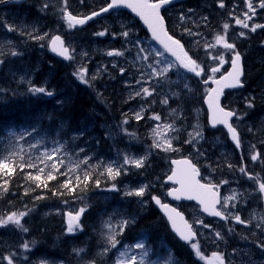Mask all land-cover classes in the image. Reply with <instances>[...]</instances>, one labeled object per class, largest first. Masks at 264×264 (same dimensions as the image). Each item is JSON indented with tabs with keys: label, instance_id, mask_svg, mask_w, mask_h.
Returning <instances> with one entry per match:
<instances>
[{
	"label": "trees",
	"instance_id": "1",
	"mask_svg": "<svg viewBox=\"0 0 264 264\" xmlns=\"http://www.w3.org/2000/svg\"><path fill=\"white\" fill-rule=\"evenodd\" d=\"M65 7L66 9L75 11L70 5H66ZM56 22H63V18L60 19L58 17ZM87 28L86 30H69L67 37L74 38V40H81L86 43L89 50H95L97 45L96 37L100 36L98 33L104 32L110 36L116 31L114 27L111 28L108 26L102 28ZM139 29L141 30L140 27ZM142 36L147 39V34L144 31H142ZM260 38L261 36L251 34L250 39L253 42L251 44H253L254 49L250 54L245 56V60L250 66L249 79L246 84L252 83L254 85L253 88H256L262 83L261 72L264 65V62H262L264 61V46H262V43L256 42L260 41ZM247 42L248 41L244 44ZM100 43H102L101 45L103 46V42ZM150 43L152 52L157 50L162 51L154 43ZM90 53L91 58L95 61L98 59L101 60L100 62L108 61L109 69L106 73L112 77V67L116 64L114 63L115 60L113 58L102 60L101 56H98L97 53L95 54V52L92 51ZM200 53L201 52H199V54ZM202 53L203 54L200 56L204 57V61H209L211 55L205 52ZM155 57L156 56L152 55L153 61ZM49 58L51 57L49 56ZM49 58L44 60L46 66H48ZM104 58L106 59L107 57ZM156 58L163 59V57ZM167 59L169 60L168 56ZM84 65L86 66H84L83 69L89 66L87 64ZM71 68L73 74L78 71L75 70L73 66H71ZM59 74L58 67H56L54 72L55 80ZM114 77H116V75ZM165 79L167 85L170 87H172V81H178L181 94L178 95L176 105L182 110H188L192 106L201 105L205 91L200 86L199 80L194 77H189L180 70L177 71V67H173L169 70ZM103 83L112 84L113 78L111 80L103 78L101 81H90L91 90H86V95L84 93L70 94L72 104L65 103V91L63 92V103H59V105L49 101H39V97L34 96L32 92H29L30 90H25L24 88H19L15 91L9 90L8 92L10 94L8 96L0 98V158H4L7 152V142L8 138H10L9 133L11 130L17 131L24 128L35 127H37V131H41L40 135L43 136V140L48 139V135H50V137L56 138L60 143L64 142L67 153L66 146L69 145L71 139L69 138L70 134L65 126L67 125L68 128L72 126L75 130L79 129V125L75 120H73L72 123L69 121L68 115L72 114V112L69 111V107L75 108L77 111L76 115L83 117L82 114L89 109V105L94 102H99V104L103 106V113H107L109 117L117 121L118 124L123 121V118L119 117L118 112L128 115L129 120L127 126L128 129H130L129 132L134 130L135 133L138 134L139 132L136 131L138 122H132L130 114L125 112V109H133L132 104H123L119 111L112 115V112L117 111L116 106L110 105L111 99L114 97L112 92H110L112 88H105ZM185 84L191 87L194 85V88L184 92L182 88L185 87ZM185 88L187 89V87ZM83 100L85 105L81 103ZM122 101L123 98L118 102L121 103ZM171 105L174 104L171 103ZM147 107L152 111L151 120L149 121L151 124L155 122L153 117L159 113L160 106L158 104V99L152 97L147 103ZM52 111L54 112L52 113ZM127 126L125 125L124 128L127 129ZM94 133L95 135L92 137L87 135L77 137V148H73L69 153L74 161L83 164L81 165L80 174L76 175L73 178L74 180L72 179V184L69 186L75 188L74 192L61 187V185L69 179L68 172L64 166L66 157L61 159L63 164L57 163L56 166L59 172H54L56 178L50 181H48L46 177L47 173L51 170L50 165L53 163L52 160H45L42 162L32 151H16L4 158L15 170L8 174L0 172V218H6L13 212L18 214L20 212H25L27 215L22 217L21 224L24 228H27L28 231L25 232L22 228H18L11 223L7 226H1L0 229L3 230H0V264H8V260L5 259V257L9 256L14 259L15 264H93V262L94 264H116V261L110 256L103 257L100 255V251L104 248L108 238L104 226L97 220L99 215L107 214L106 210H108V208L103 205L105 201L101 196L98 198L97 194L102 191L107 194L108 191L112 189L113 184L118 187V182H111L109 177L105 174V170L101 168V166H105V162H107L110 157L109 152L112 144L108 142L109 140L106 138L103 130L100 131L95 129ZM140 134L141 140L147 142V136L145 137V134ZM42 142L46 143L45 141ZM170 157L171 156L163 153H155L153 161L147 162L148 168H141V171H138L137 175L141 176V178L155 175L157 170L162 168L161 166L163 164H167V160H169ZM85 161L87 162L85 163ZM22 164L24 165L23 169L20 167ZM29 164H35V167L30 168L28 167ZM40 168L44 169V173L38 172ZM61 173L66 175H61ZM84 173H90L91 179L84 182ZM30 174L33 177L40 174L47 186H44V183L31 179ZM77 176H79L81 180L79 186H77ZM96 180L100 181L99 187L94 182ZM79 197L86 198L89 201L88 204L85 203L83 205L78 201ZM70 205H77L78 211L80 208L85 209L84 213L81 215L82 228L71 233L67 231L68 224L65 216L55 213L56 210L65 212V209ZM127 206L129 205L118 202V204L115 205L116 208H110L109 206V210L120 209V217L134 214L138 222L132 229L133 232L137 233L141 229L149 228L154 221L160 222L159 226H162V218L155 209L152 210L150 216H145L141 214L138 215V207L133 205L129 209ZM51 211H53V213H51ZM159 235L162 237H159ZM151 236L150 244H158L159 238L164 237L161 227L157 231H152ZM170 241L175 249V242L173 240ZM25 243L29 244L28 249L23 248V244ZM80 249H83V251H78ZM174 249L171 250L172 252H170L166 258L167 262L169 259L173 262L178 260ZM182 258L184 261L188 260L186 264H197L189 260L193 259V255L188 252H184Z\"/></svg>",
	"mask_w": 264,
	"mask_h": 264
},
{
	"label": "snow or ice",
	"instance_id": "2",
	"mask_svg": "<svg viewBox=\"0 0 264 264\" xmlns=\"http://www.w3.org/2000/svg\"><path fill=\"white\" fill-rule=\"evenodd\" d=\"M4 2V0H0V3ZM65 5L67 4V0H64ZM173 3V0H156V2H151V0H110V3L107 4L106 7H103L100 12L107 13L110 9H118L120 7H127L131 8L132 11L136 12L138 15H140L144 22L148 25L152 32V36L154 40L158 41L160 45L163 46V51L157 50L155 52H152L151 48L145 49L141 47L139 49L140 52H144L145 55L143 56V59L147 60L149 58V55H154L156 57H163V59H157L156 64H163L164 67H162L159 71H157L153 65L149 64L148 67L153 68V73L157 76H166L169 70H171L173 67H177V71L179 69H186L188 72L194 73L196 76H201L204 73V68L197 63V60L193 59L191 56L188 55V52L184 50L183 45L180 43L179 40L174 39L172 36H170L165 29V21L164 17L161 15V9L164 8L166 5H169ZM221 8L224 7L223 0H221L220 5ZM259 8L264 9V0H259ZM47 7V5H45ZM247 9L252 13V15L255 14L256 8L252 2V0H247L246 2ZM64 12V20L67 22L69 28H73L76 25H83L87 22V20L92 19L93 16L100 15V12H93L90 16H87L83 19L78 18L77 16H73L71 12H68L66 7L62 9ZM252 15H249V12H245L244 16L247 18V20L252 19ZM181 19H184L182 16ZM206 19V18H204ZM235 23L237 25H241L243 28H249V24L240 18H236ZM229 28V24L225 23L223 25V29L227 30ZM258 28H264V24H255L251 27V31L255 32ZM8 30H14L11 27H9ZM186 31H188L186 29ZM104 32L98 33V35H104ZM189 34H192L189 32ZM46 35V34H45ZM123 36L127 37L129 35L128 31H124L122 33ZM227 32H225L223 35L217 33L215 36V44L213 45H207L206 47H216L217 45L222 46L224 50H227L228 52H231V67L232 71L228 72L227 75L222 76L220 79L213 78V83L217 85L216 88L209 90V108L212 110V124L215 126L216 124H224L228 127L230 133L232 134V139L236 142V145L239 146L240 140H239V134L236 131V128H234L230 123L229 119L236 115L234 111H227L224 107L220 106L219 103V97L223 94L224 88H238L243 87V82L241 80V77L243 76V67L241 64V54L235 50V44L229 43L226 39ZM241 36H244L245 33L241 32ZM33 39L37 40H43L45 39V36H34ZM43 46V45H42ZM51 50L54 53H57L60 57H63L66 60H72L73 56L69 52V48L64 46V41L61 39L60 36H55L51 38L50 41ZM74 51V50H73ZM166 53H171L172 56L175 57V61H169L167 59ZM12 55H18L16 52H12ZM86 55V54H85ZM108 55H123V53L119 51H110L108 52ZM139 55V53H138ZM214 60H216L219 64L218 67H212L210 69V72L212 74H215L220 71V68L223 66L224 63H228L229 61H226L224 58L223 53H218L217 56L213 57ZM0 63H3L0 61ZM124 70L121 69V72ZM86 69H80L74 75L83 83L87 84L88 80L85 79V73ZM92 79H95V77H92ZM208 81L205 80V83ZM139 83V81H137ZM185 87H187V84H185ZM30 91L33 93H43L48 96H52L53 92L46 90L44 87H32L30 88ZM154 91V90H153ZM142 93L146 95H152V92L149 91L148 88H142ZM137 95H141V92H137ZM163 103L167 104L168 100L165 99ZM252 106V103L249 102V107ZM137 119H140V115L137 114ZM155 120H159V115H155L153 117ZM126 122V121H125ZM159 127V126H158ZM172 125H164V128L172 129ZM30 134V133H29ZM154 134L160 135L159 132H156L154 129ZM11 136H16L17 133L15 130H12L10 132ZM25 135L24 132L19 133V137L23 138ZM191 135V134H190ZM200 133L197 131L195 133V136H199ZM193 137V139L195 138ZM191 143L192 141H187ZM166 145V147H165ZM154 146L157 148H162L164 151H176L177 149L173 148L172 141L166 138L162 139V142H154ZM62 145L60 147H57L53 149L51 152L45 151L44 157L41 158L42 162L44 158H47L48 160H52L53 163L50 165V171L47 173V180H53L56 178L55 173L59 172V169L57 168V163L63 164V161H56L55 156L56 154L61 151ZM259 157V153H256L251 156V159L253 161H256ZM144 157L141 158H131V157H124V163L125 164H131L134 165L136 168H140L144 166ZM87 161H85L86 163ZM176 163H184L188 167L187 169L182 173L184 178L188 181V184H185V179L178 180L177 182L181 184V189H187L191 190V183L194 180V177L196 175H199L198 169L191 163V161L185 160V161H178ZM264 163V161H262ZM21 169H23L24 165H20ZM28 167L32 168L35 167V164H29ZM76 167L78 168L79 165L77 164ZM15 169L8 163L4 158H0V172H3L5 174L10 173L11 171H14ZM70 171H74L75 169H69ZM240 171L244 173L246 169L244 167L240 168ZM39 173H44V169L40 168L38 169ZM105 174L110 177L112 180H115L116 177L121 175V169L119 167H113L112 165H109L105 169ZM61 175H66L64 173H61ZM177 173H173L172 176L169 177L170 180L174 179L176 177ZM30 178L34 179L35 181H39L41 183H44V186H47L46 182L42 180V177L40 174L35 175L34 177L31 176ZM251 178V176H250ZM91 179L90 173H85L83 177V181L86 182ZM77 180V186H79V182H81L80 177H76ZM96 185L99 187L100 181L96 180L94 181ZM72 184L71 179H67L64 184L61 185V187L67 189L68 191H75L74 187H69ZM195 186L199 189L204 190H211L214 185H204L200 184L198 181H195ZM147 189V185L142 186L138 189L129 190L125 192V195L127 196H138L142 197L145 194V191ZM112 190H118L116 189V185H112ZM259 192L264 194V183H259ZM174 192H180V190H173ZM172 194V193H170ZM176 198H179V195H177ZM189 199H192L191 195L188 197ZM156 201L157 204H160L162 208L168 209L169 206L167 204H161V201L157 197H152ZM225 199H235V197H228ZM201 204H204V211L208 212L212 216L221 217L224 219H228L229 217L225 215V213L219 209H217V204H221V200L216 197L215 193H213L212 199L208 202H206L204 199H201ZM226 204H221V208H226ZM85 209L80 208L78 212L75 214L68 213L69 221H68V229L67 231L69 233L76 231L80 228V217L84 213ZM173 213H175V209H171ZM27 215L25 212H20L19 214L16 212L11 213L6 218H0V226H7L9 223L14 224L18 228H22L23 231L27 232L28 229L24 228L21 224V219ZM177 217H180L181 221H183L181 226H177L175 219L169 215V220L172 221L174 230L179 234L180 238L186 242H192L193 238L196 236V232L193 231L192 225L189 224L187 221L183 220V217L176 213ZM235 219L238 223L246 224L251 223V221H245L242 220L241 217L237 214L232 217ZM264 219V218H262ZM134 222V219L133 221ZM129 221L125 220L121 223V233L123 231V228L128 225ZM202 223V221H200ZM259 227V225H257ZM217 236H219V233H216ZM119 241L116 239V234L110 235L108 237V244L110 245V248H115ZM135 248L142 249V257H147L149 254V250L145 248L143 241L137 242L134 245ZM192 249H194L195 254L202 260H206L207 264H225V260L222 254L220 253H213L211 258H207L203 255V253L200 250L198 243H191ZM260 247L264 249V244H261ZM23 248L28 249L29 244L25 243L23 244ZM110 249H105L103 254H106L107 251ZM78 251H83V249H80ZM132 251V246H129L125 248L123 251L119 252L116 264H138L137 257L135 255H130V252ZM5 259L8 260V264H15L14 259L9 256L5 257ZM94 264V262H93ZM139 264H144V260L141 259ZM151 264V262H150ZM168 264H178V261L173 262L171 259H169Z\"/></svg>",
	"mask_w": 264,
	"mask_h": 264
},
{
	"label": "rangeland",
	"instance_id": "3",
	"mask_svg": "<svg viewBox=\"0 0 264 264\" xmlns=\"http://www.w3.org/2000/svg\"><path fill=\"white\" fill-rule=\"evenodd\" d=\"M259 2V0H256V3H258ZM259 4V3H258ZM259 7V6H258ZM56 30L57 31H59V32H63V30H62V28H56ZM86 54V48L85 47H79L78 49H77V56L80 58H83L84 56H87V55H85ZM97 67H100V66H97ZM155 68V67H154ZM97 70L99 71L100 69L99 68H97ZM152 73H153V68H152ZM156 75H155V73H153L152 74V77H155ZM146 77H151L150 76V74L148 75V76H146ZM163 98H164V96H163ZM176 118V113H174L172 110L170 111V113L167 115V119H168V121H171V122H174V125H176L175 124V121H173V119H175ZM164 125H169V122H164L162 125H159V127L157 126L156 128H154L155 130H156V132H159L160 134H162L161 136H163V138H170V136H169V132H170V129H165L164 128ZM23 132V131H22ZM26 132H28L27 134H25L24 135V137L23 138H20L19 137V134L14 138V141H13V144L12 145H14V149H12L11 151L12 152H14V151H17V150H21V148H19V147H22L23 145H26V146H29L30 147V149L32 150V151H34V150H36L38 153H40L41 155H42V157H44V153H45V151H48V152H51L53 149H55V148H57V147H60L61 146V144H58V143H56L55 141H53V139L52 138H48V139H46V140H44L46 143H44V142H42L41 140V137L42 136H40L39 134H33V133H31L30 131H26ZM21 133V132H20ZM30 133V134H29ZM27 135H30V139H28V138H26V136ZM163 138H161L160 139V142H162V139ZM129 141H133V140H129ZM133 142H135V141H133ZM165 147H166V145H165ZM63 148V147H62ZM120 148V147H119ZM34 149V150H33ZM62 150V149H61ZM59 153V156H61V151H59L58 152ZM57 153V154H58ZM9 154H12L11 152H8L7 153V155H9ZM56 154V155H57ZM114 154H115V156L117 157V159H118V161L115 163V164H121V166H119L120 168H124V167H128V165L129 166H134V165H131V164H125L124 163V157L125 156H127V157H131V158H141V156H139L138 154H136V153H133V154H126V153H123L122 151H120L118 148H116L115 149V152H114ZM44 159H46V158H44ZM43 159V160H44ZM138 188H140V186L138 185V184H135V185H129L128 187H125L124 189H123V191H125V192H127V191H129V190H134V189H138ZM231 201V199H228V202H230ZM63 213H65V212H63ZM240 217L241 216H244V215H242L240 212H239V214H238ZM242 218V217H241ZM262 222H264L263 221V219L261 220ZM108 224V223H107ZM120 225H121V223H120ZM109 226H107V228H108ZM124 246V248H123V250L125 249V248H127V247H129V246H127L126 244H124L123 245ZM122 250V251H123ZM121 252V251H120ZM142 252H143V250L142 249H140V250H137L136 251V249H134V250H132L131 252H130V255H135L136 257H137V261H141V259H145V257H142ZM118 254H119V252H118ZM234 258V257H233Z\"/></svg>",
	"mask_w": 264,
	"mask_h": 264
},
{
	"label": "water",
	"instance_id": "4",
	"mask_svg": "<svg viewBox=\"0 0 264 264\" xmlns=\"http://www.w3.org/2000/svg\"><path fill=\"white\" fill-rule=\"evenodd\" d=\"M120 8H127V7H120ZM131 12H132V14L135 16V17H137L142 23H143V25H144V27H145V29L148 31V33L150 34V36L153 38V36H152V32H151V30H150V28L148 27V25L144 22V19L140 16V15H138L136 12H134V11H132V9L131 8H128ZM163 9V8H162ZM161 9V10H162ZM111 10V9H110ZM165 29H166V27H165ZM154 39V38H153ZM156 41V40H155ZM158 44H159V42L158 41H156ZM162 46V45H161ZM163 47V46H162ZM170 55H171V53H169ZM172 56V55H171ZM172 57H174V56H172ZM175 58V57H174ZM184 71H186V72H188L186 69H183ZM189 74H194V73H191V72H188ZM225 89V88H224ZM220 98V97H219ZM219 103H220V101H219ZM206 106H207V108H208V110H209V122H210V124H212V110L209 108V99H207V101H206ZM219 125H224V124H216L215 126H219ZM212 126H213V124H212ZM215 126H213V127H215ZM226 126V125H225ZM157 204V203H156ZM158 206H159V209H160V211L164 214V215H166V217L168 218V220H169V215H171L174 219H175V221H176V224H177V226H181L182 225V223H183V221H181V219H180V217H177L176 216V211H175V213H173L172 211H171V208L169 207L168 209H164V208H162L161 207V205H159V204H157ZM183 217V216H182ZM183 220H184V218H183ZM170 221V224H171V228H172V231L175 233V234H177L178 235V237L180 238V236H179V234L174 230V228H173V224H172V221L171 220H169ZM185 221V220H184ZM181 239V238H180ZM195 239V237L193 238V240Z\"/></svg>",
	"mask_w": 264,
	"mask_h": 264
},
{
	"label": "bare ground",
	"instance_id": "5",
	"mask_svg": "<svg viewBox=\"0 0 264 264\" xmlns=\"http://www.w3.org/2000/svg\"><path fill=\"white\" fill-rule=\"evenodd\" d=\"M96 92V91H95ZM98 93V92H97ZM78 94V93H77ZM93 94V93H92ZM86 95V94H85ZM100 97V96H99ZM101 98V97H100ZM108 99V98H107ZM99 100V99H98ZM97 100V101H98ZM109 100V99H108ZM22 101V100H21ZM29 103H30V101H29ZM108 106V105H107ZM111 107V106H110ZM113 111V110H112ZM67 147V146H66ZM85 174V173H84ZM33 194V193H32ZM4 202V201H3ZM6 202V201H5ZM3 207H4V205H3ZM49 216V215H48ZM52 217H53V215H52ZM50 218H51V216H50ZM20 230V229H19ZM20 236H22V235H20ZM21 252V251H20ZM13 255V254H12ZM9 256V255H8ZM1 262V261H0ZM4 264V263H3Z\"/></svg>",
	"mask_w": 264,
	"mask_h": 264
},
{
	"label": "flooded vegetation",
	"instance_id": "6",
	"mask_svg": "<svg viewBox=\"0 0 264 264\" xmlns=\"http://www.w3.org/2000/svg\"><path fill=\"white\" fill-rule=\"evenodd\" d=\"M254 16V15H253Z\"/></svg>",
	"mask_w": 264,
	"mask_h": 264
}]
</instances>
